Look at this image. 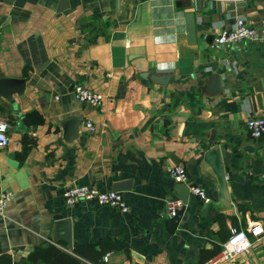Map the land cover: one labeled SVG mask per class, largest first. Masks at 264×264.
<instances>
[{"label":"crops","instance_id":"1","mask_svg":"<svg viewBox=\"0 0 264 264\" xmlns=\"http://www.w3.org/2000/svg\"><path fill=\"white\" fill-rule=\"evenodd\" d=\"M59 2L0 0V80H26L22 96L0 95L9 137L0 148V193L13 194L0 217V254L25 263L33 249L56 243L54 222L66 215L74 247L128 245L109 250L103 264H202L234 228L248 232L251 246L224 264H264V233L249 229L264 227V138L246 128L264 115V44L215 43L238 18L260 24L264 0H68L62 12ZM213 77L224 85L220 95L207 92ZM76 84L103 94L104 107L80 102ZM72 118L82 120L81 134L67 144L63 124ZM214 146L225 150L227 210L215 205L218 183L205 161ZM178 165L209 200L190 194L170 232L168 203L179 197L168 169ZM118 182L132 184L120 191L127 212L65 202L68 187L110 191Z\"/></svg>","mask_w":264,"mask_h":264},{"label":"built area","instance_id":"2","mask_svg":"<svg viewBox=\"0 0 264 264\" xmlns=\"http://www.w3.org/2000/svg\"><path fill=\"white\" fill-rule=\"evenodd\" d=\"M2 31L0 29V37ZM242 42H255L264 44V18L260 24L254 25L247 22L243 18H238L235 27L230 31H224L218 34L215 38L217 46H226ZM76 98L88 106L93 108H102L105 105L106 97L98 92L87 88L84 85L76 84L74 87ZM86 128L90 132L95 131L93 122H86ZM250 136L253 139L260 140L264 138V115L252 116L246 124ZM9 144L8 124L3 119H0V148H4ZM169 176L177 183L186 184L189 187L190 194L205 200H209L206 191L196 185L190 184V176L188 171L183 166H172L168 169ZM264 179V173L262 174ZM11 192L2 191L0 193V217L4 215L6 206L12 199ZM65 202L68 206H75L82 201L95 202L100 205L109 206L118 209L122 212L129 210V205L123 197L122 192L110 190L101 191L96 187L80 185L68 187L64 192ZM183 201L176 198L168 203L169 215L175 216L183 206ZM256 236L264 233V227L261 225H252L249 228ZM251 246V241L248 232L245 229L234 228L227 240L223 243L222 250L206 264H224L237 256L248 252ZM105 260L108 257L105 256Z\"/></svg>","mask_w":264,"mask_h":264},{"label":"water","instance_id":"3","mask_svg":"<svg viewBox=\"0 0 264 264\" xmlns=\"http://www.w3.org/2000/svg\"><path fill=\"white\" fill-rule=\"evenodd\" d=\"M69 8L68 0H60L58 11L62 12ZM186 29L190 43H196V23L194 14H187L185 16ZM155 82L166 85V77H153ZM25 79H2L0 80V95L10 99L13 94L23 95L25 91ZM224 85L219 77H213L207 85V92L212 95H220L223 93ZM82 120L72 118L64 122V141L67 144H72L80 138ZM225 150L220 146L212 147L205 155V161L210 165L212 174L218 183V202L216 206L219 209L227 210L232 207V202L228 190L227 175L224 164ZM131 182H118L113 186L115 191H123L131 188ZM175 191L181 200L183 206L177 215L170 217L165 221L166 227L170 232H175L182 219L183 212L189 202L190 190L186 184L177 183ZM53 242L64 241L67 243L69 249L74 248L73 243V220L66 215H59L54 222L53 232L51 234Z\"/></svg>","mask_w":264,"mask_h":264},{"label":"trees","instance_id":"4","mask_svg":"<svg viewBox=\"0 0 264 264\" xmlns=\"http://www.w3.org/2000/svg\"><path fill=\"white\" fill-rule=\"evenodd\" d=\"M29 151L30 147L26 148L23 154L20 155V159H24ZM222 247V245L218 246L215 251L213 250L211 255H216L222 250ZM109 250L129 249L125 243L118 245L113 240H102L100 242V248L88 244L76 246L72 250H69L65 243H50L33 249L28 255V260L21 264H103L104 255ZM205 262H202V264ZM0 264H14L11 254H0Z\"/></svg>","mask_w":264,"mask_h":264}]
</instances>
